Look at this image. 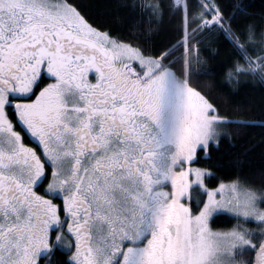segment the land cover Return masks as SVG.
Instances as JSON below:
<instances>
[{"label":"snow or ice","instance_id":"obj_1","mask_svg":"<svg viewBox=\"0 0 264 264\" xmlns=\"http://www.w3.org/2000/svg\"><path fill=\"white\" fill-rule=\"evenodd\" d=\"M122 6L140 21L129 39L80 0H0V264H264V166L245 175L248 149L211 188L193 166L257 126L198 86L214 75L193 70L204 40L233 49L231 95L264 86V17L238 25L243 6L222 0Z\"/></svg>","mask_w":264,"mask_h":264},{"label":"trees","instance_id":"obj_2","mask_svg":"<svg viewBox=\"0 0 264 264\" xmlns=\"http://www.w3.org/2000/svg\"><path fill=\"white\" fill-rule=\"evenodd\" d=\"M80 2L96 19L107 23L112 29H116L117 35L125 39L130 38L128 36L130 24L134 21L137 26L140 24L130 9L122 6V0H80ZM222 3L228 15L232 13L236 4L243 6L244 14L236 20L238 25L243 26L248 23L259 25L261 18L264 17V0H222ZM131 31L133 35H140L135 28H132ZM151 35L152 39L147 43L141 40L142 46L150 50L165 44L173 38L175 33L165 28L159 35ZM204 43L214 45L210 47L212 54L209 56L207 53H202L203 63L194 65L193 70L197 73L210 71L214 75L211 78L200 79L198 86L209 91L216 98V102L223 105L230 113L234 111L231 106H244L245 112L249 117L255 119L257 124L254 128L244 130L230 143H225L218 151L210 153L211 160L201 156V162L193 165L207 167L214 176L219 177L217 180L206 178V185L211 188L217 186L220 180H227L233 171V156L242 154L248 149L251 151L248 153L247 160L242 164L245 175L250 172L258 174L261 167L264 166V129L260 127L261 121L264 120V86H261L258 80H251L242 84L238 95H231L229 92L231 85L225 77L227 70L234 63L233 49L223 38L217 39L216 36L206 37ZM200 47L203 48L204 45H200ZM56 259L62 261L66 259V256H58ZM53 264L56 262L53 261Z\"/></svg>","mask_w":264,"mask_h":264},{"label":"rangeland","instance_id":"obj_3","mask_svg":"<svg viewBox=\"0 0 264 264\" xmlns=\"http://www.w3.org/2000/svg\"><path fill=\"white\" fill-rule=\"evenodd\" d=\"M205 184H206V180H205ZM202 190L201 191H197L195 186L193 187V190H192V196H193V199H197L198 197L202 196Z\"/></svg>","mask_w":264,"mask_h":264},{"label":"flooded vegetation","instance_id":"obj_4","mask_svg":"<svg viewBox=\"0 0 264 264\" xmlns=\"http://www.w3.org/2000/svg\"><path fill=\"white\" fill-rule=\"evenodd\" d=\"M30 146H32V145H30ZM45 187H46V185H45Z\"/></svg>","mask_w":264,"mask_h":264}]
</instances>
